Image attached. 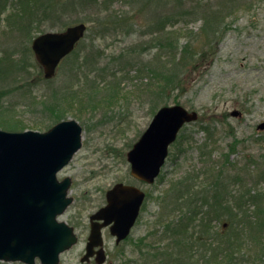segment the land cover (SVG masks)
I'll list each match as a JSON object with an SVG mask.
<instances>
[{
    "label": "rangeland",
    "instance_id": "1",
    "mask_svg": "<svg viewBox=\"0 0 264 264\" xmlns=\"http://www.w3.org/2000/svg\"><path fill=\"white\" fill-rule=\"evenodd\" d=\"M46 2L0 0V130L43 133L65 120L82 127L81 149L57 174L71 178L73 198L59 220L79 238L59 264H83L88 218L116 182L148 198L118 246L103 230L110 264H151L144 240L169 219L165 203L173 208L186 176L221 170L228 193L250 190L264 202V131L256 129L264 120V0H101L60 19L45 11ZM80 22L90 28L84 39L45 80L33 39ZM189 45L204 50L200 60L184 53ZM177 104L197 111L198 121L180 131L153 184L135 181L126 153L159 108ZM235 110L240 116H231ZM242 252L240 264H264V247L250 232Z\"/></svg>",
    "mask_w": 264,
    "mask_h": 264
},
{
    "label": "water",
    "instance_id": "2",
    "mask_svg": "<svg viewBox=\"0 0 264 264\" xmlns=\"http://www.w3.org/2000/svg\"><path fill=\"white\" fill-rule=\"evenodd\" d=\"M85 31L86 26L78 24L33 40L32 50L45 79L55 75L60 61L73 51ZM197 119V112L180 105L160 108L127 153L131 175L152 184L179 130ZM258 129L264 130V122ZM81 134L75 120L60 122L44 133L0 130V260L35 264L39 258L41 264H58L59 255L77 242L73 228L57 221L72 198H66L71 180L59 182L56 174L81 148ZM143 199V192L123 184L107 192L108 205L91 217L90 242L81 262L88 261L94 247L103 244L102 227L113 223L110 232L117 244L128 236ZM96 255L98 264L105 262L103 250Z\"/></svg>",
    "mask_w": 264,
    "mask_h": 264
},
{
    "label": "trees",
    "instance_id": "3",
    "mask_svg": "<svg viewBox=\"0 0 264 264\" xmlns=\"http://www.w3.org/2000/svg\"><path fill=\"white\" fill-rule=\"evenodd\" d=\"M100 1L47 0L44 9L59 18L70 9L86 10L91 5L98 6ZM184 53L192 59L200 60L204 50H195L189 45ZM141 89L151 91L152 87ZM228 151L229 157L232 150ZM226 177L221 170H206L196 177L186 176L178 184V196L174 204L171 203L173 208L169 209L170 205L165 203V210H171L172 213L166 216L169 219L161 222L164 225V236L161 238L159 231L151 235L149 240L157 242L146 246L145 261L151 264H240L244 258V241L249 232L255 236L262 252L264 202L250 190L243 192L239 189L228 193ZM217 221L225 224L221 230L213 227V222ZM243 229L246 230L245 234Z\"/></svg>",
    "mask_w": 264,
    "mask_h": 264
},
{
    "label": "flooded vegetation",
    "instance_id": "4",
    "mask_svg": "<svg viewBox=\"0 0 264 264\" xmlns=\"http://www.w3.org/2000/svg\"><path fill=\"white\" fill-rule=\"evenodd\" d=\"M130 176H131V175H130ZM131 178L134 179L135 181L139 182V183H144L143 181L136 180V179H135L134 177H132V176H131ZM117 183H123V184H125V185L135 186L134 184H130V183H126V182H116V183H114V185L117 184ZM136 187H138V186H136ZM140 189H141V188H140ZM141 190L145 193V199H144V201H143V203H142V207H143V205H144V203H145V200H147L146 198H148V195H147V193H146V191H145L144 189H141ZM104 199H105V204H107V190L105 191ZM105 204H104V205H105ZM104 205H103V206H104ZM103 206H101L99 209H97L94 213L90 214V216H89V218H88V222H89V234H90V231H91V224H92L91 217H92L93 214L97 213V212H98ZM142 207H141V210H142ZM101 223H102V222L100 221V224H101ZM134 227H135V226H134ZM134 227H133V228H134ZM133 228H132V230H133ZM105 229H107L109 235L112 236V235H111V232H110V228L107 227V228H105ZM103 230H104V229H103ZM103 233H104V232H103ZM103 233H102V238H103L102 241H103V244L101 245L100 248H96V249H94L95 252H98L100 249H103V250L107 253V250H106V248H105V239H104ZM89 234H88V236H89ZM88 236H87V239H88ZM112 238H113V237H112ZM86 241H87V240H86ZM119 244H120V243H119ZM119 244L114 243L115 246H118ZM84 253H85V251H84ZM107 257H108V256H107Z\"/></svg>",
    "mask_w": 264,
    "mask_h": 264
}]
</instances>
